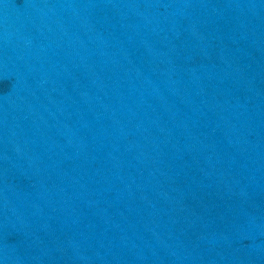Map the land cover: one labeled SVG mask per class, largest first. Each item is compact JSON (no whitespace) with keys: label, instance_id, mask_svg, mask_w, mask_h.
Segmentation results:
<instances>
[{"label":"water","instance_id":"1","mask_svg":"<svg viewBox=\"0 0 264 264\" xmlns=\"http://www.w3.org/2000/svg\"><path fill=\"white\" fill-rule=\"evenodd\" d=\"M0 264H264V0H0Z\"/></svg>","mask_w":264,"mask_h":264}]
</instances>
